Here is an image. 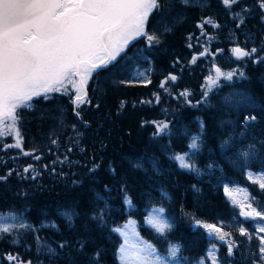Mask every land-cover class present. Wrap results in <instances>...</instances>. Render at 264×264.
Returning <instances> with one entry per match:
<instances>
[{
  "label": "trees",
  "instance_id": "trees-1",
  "mask_svg": "<svg viewBox=\"0 0 264 264\" xmlns=\"http://www.w3.org/2000/svg\"><path fill=\"white\" fill-rule=\"evenodd\" d=\"M188 1L162 0V9L149 16L145 27L158 41L139 36L115 61L92 73L86 103L77 107L74 93L60 91L49 93V99L34 97L31 107L18 110L21 151L29 156L0 161V176L7 177L0 180V213H23L35 225L45 218L55 220L58 230L38 232L53 247V255L0 242V264H119L121 239L114 228L129 219L141 224L161 192L169 197L165 208L174 221L172 231L161 238L138 227L159 252L166 241L174 242L181 261L192 264L215 245L220 264H249L239 235L219 226L237 212L222 186L196 179L176 157L187 151L199 126L206 148L217 152L218 142L229 134L223 123L243 116L264 122V10L260 0H239L231 12L252 9L253 14L229 18ZM210 18L213 24H205ZM234 46L256 52L236 63L231 57ZM216 68L235 75L208 90L205 79ZM140 72L147 76L146 84ZM170 74L175 82L167 78L161 88V80ZM228 87L250 94L255 107L235 110L224 105ZM163 124L167 128L161 132L158 125ZM7 142L9 138H0V148ZM39 155L40 161H29ZM257 158L261 161L252 169L264 171L262 145ZM30 164L34 178L24 171ZM222 164L232 174L228 183L247 185L241 173ZM258 197L264 204V190ZM59 211L73 213V220L64 223ZM196 221L230 235L214 241ZM227 241L237 243L232 256ZM9 255L15 259L8 260Z\"/></svg>",
  "mask_w": 264,
  "mask_h": 264
},
{
  "label": "snow or ice",
  "instance_id": "snow-or-ice-1",
  "mask_svg": "<svg viewBox=\"0 0 264 264\" xmlns=\"http://www.w3.org/2000/svg\"><path fill=\"white\" fill-rule=\"evenodd\" d=\"M222 3L230 9L239 4V0H222ZM259 7L264 10V0H260ZM161 9L162 0H0V125L7 127L9 135L16 137L15 144L6 146L21 148L18 110L31 107L30 102L34 97L49 99V93L60 92L62 88L67 92L66 85L71 83L75 88L73 103L79 107L87 102L86 85L96 69L106 68L139 36H146L149 42L158 41V37L147 33L145 27L149 16ZM240 22L243 23V20ZM204 23L213 24V21L208 19ZM232 52L237 59H242L251 56L256 49L248 52L236 47ZM216 73L228 80L235 75L234 72L223 74L219 68H216ZM240 75L243 76V73ZM76 76L79 81L74 79ZM171 79L175 80L176 77L172 76ZM248 120H255V117L246 118V123ZM4 127H0V138L5 135ZM164 128H167L166 124L158 125L159 131L162 132ZM190 147L197 148L196 138H193ZM249 155L248 152L242 153L245 159ZM176 159L180 160L181 167H190L184 163L183 156ZM24 171L27 172L28 168ZM4 179L7 177L0 176V180ZM253 182L264 189V177ZM248 208L250 211H241L246 220L264 222V209L257 211L251 204ZM196 224L205 228L210 237L214 235L221 241L230 235L212 224L200 221H196ZM20 227L26 226L21 224ZM154 227L164 233L170 226L156 223ZM9 231V225H0V234ZM238 231L248 241L253 239V235L244 227ZM256 231L264 233V224H260ZM121 235L124 233L121 232ZM255 238L259 242L258 252L253 255H258V259H252L251 264H264V236ZM227 243L228 255L232 256L237 243ZM215 247L213 245V249ZM120 253L121 264H129L130 257L124 246ZM139 253L134 258L135 264H169V260L178 261L179 246L170 248L168 258L157 255L156 250L148 244ZM209 256L213 264H217L211 251ZM7 259L13 260L15 257L9 255Z\"/></svg>",
  "mask_w": 264,
  "mask_h": 264
},
{
  "label": "rangeland",
  "instance_id": "rangeland-1",
  "mask_svg": "<svg viewBox=\"0 0 264 264\" xmlns=\"http://www.w3.org/2000/svg\"><path fill=\"white\" fill-rule=\"evenodd\" d=\"M246 14L247 13L244 11L237 13L234 17L242 18L246 16ZM247 37L249 38V36ZM249 41L253 44L252 40ZM240 47L245 49L244 46ZM226 60V63L231 64L228 59ZM140 75L142 76L141 81L146 84L147 76L143 74V72H140ZM209 78L205 79V88H207L208 90H211L215 87L218 88L220 81L228 82L224 75L217 76L216 72L213 73ZM74 79L79 81L78 76L74 77ZM66 87L67 91H71L75 94V88L71 83H68ZM61 91H64V89L62 88ZM222 101L224 105L235 110L255 107V101L253 97L250 96V94L246 93L245 91L235 90L229 87L225 88V93ZM246 118L249 117L243 116V118L241 117V119L228 120L227 122L223 123L228 127L229 134L218 142L217 152L206 148L203 139L204 132L202 126H199V130H197V132L193 134V136H191L187 151L177 155V157H184V163L190 165V167L182 168L190 171V173L196 179H212V183L215 182L217 185L222 186V192L226 200L230 203V205L236 208L237 212L231 220H229L228 222H223L219 226L230 228L239 235V237L242 239L245 258L248 260L249 264H251L252 259H258V255H253L254 253L258 252L257 246L259 242L255 237L264 236V233H258L256 231V228L259 227L260 224H264V222L259 220L253 221L250 219L249 221H244L241 218L243 216L241 215V211H250V209L248 208L249 204H251L252 207L256 208L257 211L264 209V204L258 197V195L264 189H261L258 183L253 182L254 179L264 177V171H256L252 169V165L254 163L257 164L261 161L257 158V154L260 146L262 145L264 147V129L262 127L264 122L261 123L257 119H255L248 120L246 123ZM0 127H4V125H0ZM4 131L5 135L3 138H9L10 144H15V135H9L7 127H4ZM193 138H196V149L190 147L193 143ZM204 152L207 155H202ZM244 152L250 153L247 159L242 156V153ZM176 161L181 167L180 160L176 159ZM222 162L228 165V167L232 171H238L239 173H241L247 185L244 186L239 183H228L227 177L228 179H232V174L230 172H228L229 174H227ZM136 167L139 168L141 166ZM167 202H169L168 195L164 192H161L156 202L151 204V207L141 224H139L138 220L129 219L126 223H123L122 225L114 228L121 230L120 232L114 231L119 235L121 239V246L117 252L119 264H121L120 249L122 246L126 248L129 254V264H135L134 258L140 254L139 250L144 248L146 244L151 245L156 250V254L164 258L169 257V250L171 247L178 246L174 242L166 241L161 247L162 252H159L152 243L148 242L141 236L138 229V227L141 226L149 230L155 237L166 238L167 235L172 231L174 226L173 219L166 214L165 207ZM58 216L64 221V223H66L67 221L71 222L74 218V214L69 211H60L58 213ZM13 217H15V219H13ZM156 223H166L170 227L166 228L164 233H160L156 230V227H154ZM5 224L10 226V231L8 233L0 234V242H5L11 247H21L23 250L31 251L35 254H54L55 251L53 247L46 241L42 240L39 237L38 232L41 229H57V222L55 220L45 218L38 225H35L29 222L25 218L23 213H0V225ZM21 224L25 225L26 227H20ZM240 227H244L250 234L253 235V239L251 241H248L246 237L240 236L238 231ZM121 232H123L124 235H121ZM206 232L207 236L210 239L221 242V240L216 238L214 235L210 237L207 230ZM210 251L214 254L217 264H220L217 257L218 248L215 247V249H213V246L209 247L204 258L192 264H201V261H203V264H213V261L209 256ZM169 264L185 263L181 261L178 253V261L169 260Z\"/></svg>",
  "mask_w": 264,
  "mask_h": 264
},
{
  "label": "flooded vegetation",
  "instance_id": "flooded-vegetation-1",
  "mask_svg": "<svg viewBox=\"0 0 264 264\" xmlns=\"http://www.w3.org/2000/svg\"><path fill=\"white\" fill-rule=\"evenodd\" d=\"M188 4H190L191 6H196L198 8H201V9H206L209 11V12H214V13H221V14H224L225 16H228L230 18V16H235V12H231L232 9L236 8V5H233L232 8H226L223 3H222V0H213V1H208V2H199V0H192V1H188ZM210 5H214V9H208L210 7ZM211 8V7H210ZM247 14H249V12L251 14H253V11L252 9H250L249 11H245ZM213 13V14H214ZM211 19V18H210ZM213 21V19H211ZM95 72V71H94ZM93 72V73H94ZM89 82V80H88ZM87 82V83H88ZM167 83V82H166ZM10 142H7L5 143L1 148H0V161H6V157L7 158V161H21L20 160V157L22 156V158H27L29 155H25V151H21L22 148H15V147H7L6 145H9ZM40 158L38 160H36V156H33L30 158L29 161H33L34 163L40 161L42 158L41 156L42 155H39ZM28 171L29 174L31 175V177L33 178L36 174V172L34 171V166L32 164H30L28 167Z\"/></svg>",
  "mask_w": 264,
  "mask_h": 264
},
{
  "label": "water",
  "instance_id": "water-1",
  "mask_svg": "<svg viewBox=\"0 0 264 264\" xmlns=\"http://www.w3.org/2000/svg\"><path fill=\"white\" fill-rule=\"evenodd\" d=\"M131 42H132V41H131ZM131 42H130V43H131ZM130 43H129V44H130ZM129 44H128V45H129ZM236 47H239V46H234L233 48H236ZM233 48H232V49H233ZM239 48H241V47H239ZM241 49L247 51V50L244 49V48H241ZM244 58H245V57H244ZM244 58H242V59H244ZM242 59H237V58H236V55L232 52V60H233L234 62H238V61H240V60H242ZM98 69H99V68H98ZM96 70H97V69H96ZM172 76H175V75L170 74L168 77L163 78V79L161 80V85H160V87L163 88L164 85H165V83L167 82V78L171 79ZM171 80H172V79H171ZM175 80H176V79H175ZM175 80H172V81L175 82ZM39 157H40V156H39ZM36 160H38V159H36ZM243 211H245V210H243ZM241 218H242V220H244V221H249V220H246L244 216H242Z\"/></svg>",
  "mask_w": 264,
  "mask_h": 264
},
{
  "label": "bare ground",
  "instance_id": "bare-ground-1",
  "mask_svg": "<svg viewBox=\"0 0 264 264\" xmlns=\"http://www.w3.org/2000/svg\"><path fill=\"white\" fill-rule=\"evenodd\" d=\"M250 13V12H249ZM215 14V13H214ZM216 15V14H215ZM248 43H250V42H248ZM236 45V44H235ZM247 45V44H246ZM242 89V88H241ZM230 119V118H229ZM261 123H262V121H261ZM218 139V138H217ZM201 182V181H200ZM206 182H208V181H206ZM196 184V183H195ZM191 187V186H190ZM200 187V186H199ZM213 188V187H212ZM200 189V188H199ZM201 190V189H200ZM197 191H199V190H197ZM58 212V211H57ZM60 212V211H59ZM55 213V212H54ZM51 216V215H50ZM54 218V217H53ZM56 218V217H55ZM58 230V229H57ZM60 230V229H59ZM46 238V237H45ZM52 243V242H51ZM1 254V253H0ZM2 257V256H1Z\"/></svg>",
  "mask_w": 264,
  "mask_h": 264
}]
</instances>
